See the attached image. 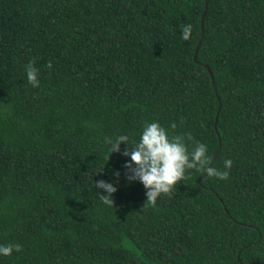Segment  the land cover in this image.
I'll use <instances>...</instances> for the list:
<instances>
[{"label":"trees","instance_id":"16d2710c","mask_svg":"<svg viewBox=\"0 0 264 264\" xmlns=\"http://www.w3.org/2000/svg\"><path fill=\"white\" fill-rule=\"evenodd\" d=\"M204 5L0 0V243L22 246L0 264H264V0H208L194 59ZM153 120L229 177L148 202L104 137Z\"/></svg>","mask_w":264,"mask_h":264},{"label":"clouds","instance_id":"9594fccd","mask_svg":"<svg viewBox=\"0 0 264 264\" xmlns=\"http://www.w3.org/2000/svg\"><path fill=\"white\" fill-rule=\"evenodd\" d=\"M191 32L192 24L184 23L180 29L181 39L188 40ZM46 66L51 69L52 61L49 60ZM24 72L32 87L39 86V69L33 60L24 65ZM170 127H175V124ZM186 141L192 143L191 150ZM122 142L125 143L121 151ZM104 143L108 146L107 157L115 151L129 158L124 162L126 181H139L146 190V200L153 204L161 194H171L173 186L184 178L186 170L196 169L207 177L226 180L233 163L230 158H225L223 168L213 166L205 143L194 141L187 132L183 136L171 135L155 120L141 125L138 140L130 142L128 135L117 134L105 136ZM95 170L101 171L102 167ZM94 187L100 201L112 205L110 194L116 191L113 183L97 180ZM101 190L104 194H101ZM21 247L14 242L0 243V257L10 256L14 251L19 252Z\"/></svg>","mask_w":264,"mask_h":264},{"label":"water","instance_id":"95a60500","mask_svg":"<svg viewBox=\"0 0 264 264\" xmlns=\"http://www.w3.org/2000/svg\"><path fill=\"white\" fill-rule=\"evenodd\" d=\"M207 2H208V0H205L204 10H203V13H202V16H201V23H200V38L198 39V43H197V46H196V50H195V53L193 55V58L194 59L196 58V52L198 50V47L200 45V42H201V39H202V36H203V19H204V14H205V11H206V8H207ZM205 68L209 71L210 76L212 77L209 68L207 66H205Z\"/></svg>","mask_w":264,"mask_h":264}]
</instances>
